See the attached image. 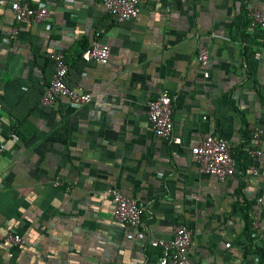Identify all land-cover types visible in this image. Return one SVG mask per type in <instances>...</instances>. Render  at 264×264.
Listing matches in <instances>:
<instances>
[{"label":"crops","instance_id":"0c3cea01","mask_svg":"<svg viewBox=\"0 0 264 264\" xmlns=\"http://www.w3.org/2000/svg\"><path fill=\"white\" fill-rule=\"evenodd\" d=\"M11 1L0 5V264H158L148 242L170 241L178 225L192 232L191 264H257L243 255L244 220L233 210L261 199L264 236V139L257 175L246 155L252 131H264V30L249 29L246 11L264 12V0H146L122 22L100 0H27L48 10L41 23L16 22ZM93 42L109 47L107 64L82 61ZM51 51L63 53L68 85L89 103H39ZM162 89L179 145L148 122L147 103ZM209 135L237 152L224 182L200 173L191 152ZM112 188L138 202V228L113 220ZM8 233L23 248L8 245Z\"/></svg>","mask_w":264,"mask_h":264},{"label":"built area","instance_id":"2783aa9c","mask_svg":"<svg viewBox=\"0 0 264 264\" xmlns=\"http://www.w3.org/2000/svg\"><path fill=\"white\" fill-rule=\"evenodd\" d=\"M107 14L122 22L134 19L140 12L141 6L146 0H100ZM168 1V0H163ZM188 1V0H180ZM3 0H0V5ZM10 8L16 22L41 23L49 15L45 6H32L27 0H12ZM246 17L250 30H264V12L254 8L246 11ZM16 34L13 30L12 37ZM46 57L54 65V73L48 86L43 90L39 103L43 106H51L60 99H65L70 106H82L91 101L92 95L83 90L71 87L67 83L70 66L63 53L48 52ZM110 57V49L105 44L93 42L81 55L85 63L94 62L97 64H107ZM199 69L204 78L209 77L210 58L205 48L199 50L197 54ZM172 101L173 98L167 89H162L159 95L147 103V118L154 136L162 141L170 142L174 145L181 143L180 138L174 136L172 121ZM13 140H18L15 134L11 135ZM264 139V131L255 128L252 131V144L246 149L249 161L248 171L252 175L258 174L257 161L262 152L260 144ZM5 148L0 146V154ZM200 173L210 175L219 182L226 181L236 172L235 160L232 156V144L221 137L209 135L199 145L191 150ZM54 187H62L69 193L71 185L66 181L56 178L53 180ZM114 205L113 220L120 226L138 228L142 222V209L138 202L131 197L124 196L116 188L109 190ZM261 199L257 200L256 208H251L249 216L251 227L258 233L260 240L264 236L260 234V222L258 220V208L261 206ZM192 240V232L184 225H178L173 230V238L170 241L150 240L148 245L160 249L158 264H191L189 248ZM5 242L11 247L18 249L25 245L24 239L14 233H8Z\"/></svg>","mask_w":264,"mask_h":264},{"label":"trees","instance_id":"16d2710c","mask_svg":"<svg viewBox=\"0 0 264 264\" xmlns=\"http://www.w3.org/2000/svg\"><path fill=\"white\" fill-rule=\"evenodd\" d=\"M236 153L232 152V156L236 157ZM242 157V156H241ZM241 161V158H237ZM245 160V159H244ZM249 205H242L239 207L234 208L233 212L240 213L243 220H244V236L247 241V249L244 252V256H252L257 260V264H264V248L263 240H256L251 237L252 235V227H251V219L249 217V211H250Z\"/></svg>","mask_w":264,"mask_h":264}]
</instances>
